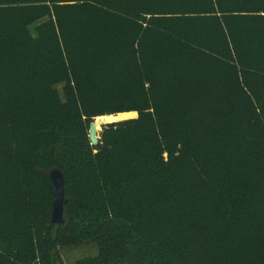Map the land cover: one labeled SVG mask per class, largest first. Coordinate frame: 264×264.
Instances as JSON below:
<instances>
[{"label": "trees", "instance_id": "1", "mask_svg": "<svg viewBox=\"0 0 264 264\" xmlns=\"http://www.w3.org/2000/svg\"><path fill=\"white\" fill-rule=\"evenodd\" d=\"M86 243L75 264H264V0H0V264Z\"/></svg>", "mask_w": 264, "mask_h": 264}, {"label": "water", "instance_id": "2", "mask_svg": "<svg viewBox=\"0 0 264 264\" xmlns=\"http://www.w3.org/2000/svg\"><path fill=\"white\" fill-rule=\"evenodd\" d=\"M104 125L106 124H102L101 127ZM88 138H89V142L91 146H96L98 144L99 139H98V131L96 130L95 120L89 124ZM47 176L50 179L53 189H54L52 209H51V224L63 225L65 222L63 213H64V206L66 204V201L64 198L63 174L58 169H52L47 172Z\"/></svg>", "mask_w": 264, "mask_h": 264}, {"label": "rangeland", "instance_id": "3", "mask_svg": "<svg viewBox=\"0 0 264 264\" xmlns=\"http://www.w3.org/2000/svg\"><path fill=\"white\" fill-rule=\"evenodd\" d=\"M56 89L59 93H61L62 85L57 86ZM124 114H129V113H124ZM136 117H137V114L135 117H132L129 119H135ZM127 119H124V120H127ZM101 128L98 130V139H99V133L101 132ZM113 164H114V161H111L106 166V169L109 170L110 168H112ZM162 222L164 223V220ZM96 254H97V248L92 243H86L79 247H64L60 249V255H61V260L63 264H75L77 261L81 259L90 258V257L95 256Z\"/></svg>", "mask_w": 264, "mask_h": 264}, {"label": "bare ground", "instance_id": "4", "mask_svg": "<svg viewBox=\"0 0 264 264\" xmlns=\"http://www.w3.org/2000/svg\"><path fill=\"white\" fill-rule=\"evenodd\" d=\"M136 113L120 114L115 116H102L95 119L96 130L98 131L102 124L118 122L124 119L135 117Z\"/></svg>", "mask_w": 264, "mask_h": 264}]
</instances>
